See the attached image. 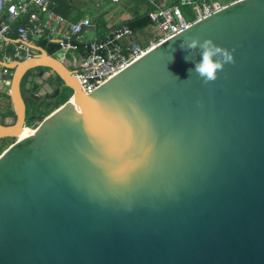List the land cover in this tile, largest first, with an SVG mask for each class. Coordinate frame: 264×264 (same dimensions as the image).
Returning a JSON list of instances; mask_svg holds the SVG:
<instances>
[{"label":"water","instance_id":"obj_1","mask_svg":"<svg viewBox=\"0 0 264 264\" xmlns=\"http://www.w3.org/2000/svg\"><path fill=\"white\" fill-rule=\"evenodd\" d=\"M193 39L230 54L216 80L189 72ZM28 47L0 61V142L15 140L0 264H264V0L221 7L90 94L83 56ZM57 83L71 96L26 126Z\"/></svg>","mask_w":264,"mask_h":264},{"label":"built area","instance_id":"obj_2","mask_svg":"<svg viewBox=\"0 0 264 264\" xmlns=\"http://www.w3.org/2000/svg\"><path fill=\"white\" fill-rule=\"evenodd\" d=\"M145 1L151 10L147 14L150 25L144 30L154 37L147 46L137 42L140 32L124 24L109 29L103 39L89 40L90 19L69 21L53 10L54 0H0V50L10 45L12 34L18 42L5 62L29 59L33 52L28 46L39 42L55 44L61 54L74 53L76 58V45H84L86 54L74 76L82 91L90 94L149 48L225 6L219 0H178L175 5L167 0ZM182 8L192 11V19L186 18ZM16 22L20 24L14 29Z\"/></svg>","mask_w":264,"mask_h":264},{"label":"crops","instance_id":"obj_3","mask_svg":"<svg viewBox=\"0 0 264 264\" xmlns=\"http://www.w3.org/2000/svg\"><path fill=\"white\" fill-rule=\"evenodd\" d=\"M76 8L70 14L67 19L71 22H77L78 20L88 17L91 21V29L87 36V39H103L109 29L122 24L123 21L130 18L133 13L135 2L133 0H118L114 2L112 0H76ZM148 8V5L142 7L144 12ZM61 15V14H60ZM63 16V15H62ZM137 35V42L143 46H147L154 38L152 35L145 34V30L139 31ZM11 43L6 49L0 50V61H5V57L12 55L14 46L17 44V37L15 34L10 36ZM71 93L68 95V98ZM67 98V99H68ZM10 115H13V108L11 105L7 106ZM35 123V122H34ZM31 124H26L29 128H34Z\"/></svg>","mask_w":264,"mask_h":264},{"label":"trees","instance_id":"obj_4","mask_svg":"<svg viewBox=\"0 0 264 264\" xmlns=\"http://www.w3.org/2000/svg\"><path fill=\"white\" fill-rule=\"evenodd\" d=\"M55 6L53 7V10L63 15L65 18L70 17V14L75 10L76 8V0H54ZM135 2L132 16L125 21H123L122 24L129 27L134 32H139L144 30L145 28L149 27L150 22L147 17L148 12L151 10V7L145 0H133ZM170 5H175L178 0H167ZM235 0H230L227 2V4L233 2ZM145 5H148V8L143 12L142 7ZM226 5V4H224ZM20 23L16 22L13 25V28L16 29ZM41 46H46L45 42H39ZM76 54L79 56H85L86 54V48L84 45H76Z\"/></svg>","mask_w":264,"mask_h":264},{"label":"clouds","instance_id":"obj_5","mask_svg":"<svg viewBox=\"0 0 264 264\" xmlns=\"http://www.w3.org/2000/svg\"><path fill=\"white\" fill-rule=\"evenodd\" d=\"M209 45L212 46L214 51L209 50ZM181 48L184 49V44L181 43ZM199 49V55L201 59L194 62V69H190L189 72L193 71L199 75L200 78L204 79L205 83L214 81L217 78L218 70H223V67L226 63L231 61V56L227 51L221 50L220 47H217L213 42L205 40L203 43H200L198 39H193L192 43L189 45L192 49ZM220 54V59H213L214 56ZM186 61H190L185 56Z\"/></svg>","mask_w":264,"mask_h":264},{"label":"rangeland","instance_id":"obj_6","mask_svg":"<svg viewBox=\"0 0 264 264\" xmlns=\"http://www.w3.org/2000/svg\"><path fill=\"white\" fill-rule=\"evenodd\" d=\"M222 4H226L227 2L230 0H219ZM182 11L184 12L185 16L187 19H192V11L190 9H186V8H182ZM60 57V55H59ZM70 94V92L68 91L67 94L65 93V95L63 97H61L55 104V106L53 108H50L49 110H47L46 112L43 113V117H46L47 115H49L53 110H55L56 108H58L60 105H62L63 103H65V101L68 98V95ZM41 120H37L35 123L32 124V126L34 127V124H38ZM35 128V127H34ZM15 140H7L4 142H0V154L7 149Z\"/></svg>","mask_w":264,"mask_h":264},{"label":"flooded vegetation","instance_id":"obj_7","mask_svg":"<svg viewBox=\"0 0 264 264\" xmlns=\"http://www.w3.org/2000/svg\"><path fill=\"white\" fill-rule=\"evenodd\" d=\"M57 90L55 92V95L53 98H51V100L44 102L42 105L39 106V116H38V120H42L43 118V113L46 112L47 110H49L50 108H53L56 104V102L65 95V93L67 94V92L69 90L61 87L60 83L56 84ZM50 97H52V95H50ZM32 107H36L37 103H32L31 104Z\"/></svg>","mask_w":264,"mask_h":264},{"label":"bare ground","instance_id":"obj_8","mask_svg":"<svg viewBox=\"0 0 264 264\" xmlns=\"http://www.w3.org/2000/svg\"><path fill=\"white\" fill-rule=\"evenodd\" d=\"M26 131H27V130H26ZM26 131H25V133H26ZM25 133H24V134H25ZM24 134H23V135H24Z\"/></svg>","mask_w":264,"mask_h":264}]
</instances>
